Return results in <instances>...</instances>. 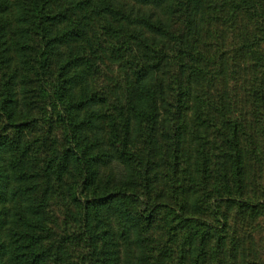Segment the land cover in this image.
<instances>
[{
    "label": "trees",
    "instance_id": "16d2710c",
    "mask_svg": "<svg viewBox=\"0 0 264 264\" xmlns=\"http://www.w3.org/2000/svg\"><path fill=\"white\" fill-rule=\"evenodd\" d=\"M0 264H264V0H0Z\"/></svg>",
    "mask_w": 264,
    "mask_h": 264
}]
</instances>
